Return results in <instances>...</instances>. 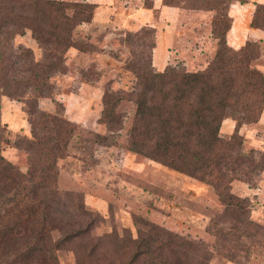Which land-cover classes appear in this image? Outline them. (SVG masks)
Returning <instances> with one entry per match:
<instances>
[{"label": "trees", "instance_id": "16d2710c", "mask_svg": "<svg viewBox=\"0 0 264 264\" xmlns=\"http://www.w3.org/2000/svg\"><path fill=\"white\" fill-rule=\"evenodd\" d=\"M192 2L191 9L215 11L211 35L216 49L211 60L197 71L166 66L158 72L152 66L154 30L142 27L127 33L125 43L140 47L125 64L135 84L128 92H104L99 121L109 131L120 130L116 109L125 94L130 98L135 112L128 149L214 192L222 210L209 220L213 246L137 215L135 236L128 229L92 234L97 221L81 195L58 187L57 162L70 153L75 125L60 111L37 110L36 103L50 96V80L65 72L67 51L82 50L73 34L92 21L94 5L0 0V96L31 99V136L15 142L27 155L25 171L1 154L9 143L0 124V264H60L58 252L65 248L73 253L75 264H209L213 255L244 264L256 248L264 250V226L251 220L250 201L231 191L235 181L254 187L264 175V152L245 150L239 132L243 125L256 124L264 109V73L253 66L259 47L249 41L238 49L227 44L230 0ZM162 4L179 6L171 0ZM249 26L264 32V5L255 6ZM25 31L43 50L42 62H36L29 49L12 45ZM226 119L234 121L228 138L220 134ZM94 137L102 144L107 140Z\"/></svg>", "mask_w": 264, "mask_h": 264}, {"label": "rangeland", "instance_id": "374dc122", "mask_svg": "<svg viewBox=\"0 0 264 264\" xmlns=\"http://www.w3.org/2000/svg\"><path fill=\"white\" fill-rule=\"evenodd\" d=\"M60 1L91 3L94 12L92 21L79 25L73 34L82 50L67 51L65 72L50 80V96L40 97L36 103L37 110L51 114L60 111L75 125L70 153L57 162L59 189L81 195L97 221L92 232L95 236L121 229L135 236L133 216L137 215L179 235L202 240L211 248L215 238L207 232L209 220L222 210L212 189L128 149L135 105L126 94L116 109L122 119L120 130L109 131L99 119L105 91L128 92L135 84V76L125 69V64L133 61L135 55L131 52L140 47L125 43L127 33L142 27L154 30V70L174 66L197 71L207 65L216 49L211 35L215 11L191 9L192 0H171L179 6H166L162 0ZM230 2L232 23L227 44L238 49L247 41L257 43L259 58L253 66L264 73V32L249 26L255 6L264 5V0ZM12 45L29 49L36 62L43 61L44 52L29 31L15 36ZM29 102L31 99L0 96V124L5 126L3 134L9 143L2 147L1 154L22 171L27 167V155L15 142L17 137L31 136ZM228 124L226 121L220 131L224 138L229 136ZM246 127L248 131L240 133L245 150L264 152V125ZM96 134L106 137V142H98ZM231 191L250 201L251 220L264 226V175L254 187L235 181ZM58 260L60 264H75L68 248L58 252ZM209 264L235 263L213 255ZM244 264H264V250L256 248Z\"/></svg>", "mask_w": 264, "mask_h": 264}, {"label": "crops", "instance_id": "0c3cea01", "mask_svg": "<svg viewBox=\"0 0 264 264\" xmlns=\"http://www.w3.org/2000/svg\"><path fill=\"white\" fill-rule=\"evenodd\" d=\"M238 48H239V47H238ZM155 71H156V70H155ZM160 71H162V70H159L158 72H160ZM226 121L229 122V124H228L229 131H228L227 135L230 136V134L232 133L233 128H234V121L231 120V119H226V120L223 121L222 126L224 125V123H225ZM255 125H256V126L264 125V109H263V112L261 113V116H260L259 121H258ZM222 126H221V129H222ZM246 128H247L246 125H243V126L240 128V131H239V132H240L241 134H242V133H243V134L246 133V132L248 131ZM221 129H220V131H221ZM229 136H228V137H229ZM253 142H254V141H253Z\"/></svg>", "mask_w": 264, "mask_h": 264}]
</instances>
